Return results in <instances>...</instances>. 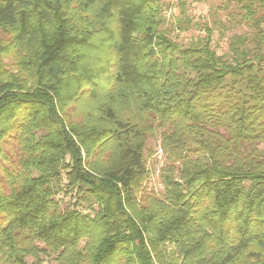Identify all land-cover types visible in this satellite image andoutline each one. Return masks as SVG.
<instances>
[{
    "label": "trees",
    "instance_id": "1",
    "mask_svg": "<svg viewBox=\"0 0 264 264\" xmlns=\"http://www.w3.org/2000/svg\"><path fill=\"white\" fill-rule=\"evenodd\" d=\"M238 1L220 54L206 23L162 31L161 0H0V264H264V0Z\"/></svg>",
    "mask_w": 264,
    "mask_h": 264
},
{
    "label": "rangeland",
    "instance_id": "2",
    "mask_svg": "<svg viewBox=\"0 0 264 264\" xmlns=\"http://www.w3.org/2000/svg\"><path fill=\"white\" fill-rule=\"evenodd\" d=\"M79 0H74V7H78ZM162 11L161 15L165 18V23L162 26L164 31L170 38L175 39L177 42L183 45L189 44L193 39L197 37H204L205 31L200 27L189 26L186 30H180L178 24L183 27H187L186 20H191L192 23H198L199 25H208L212 30V45L217 49V52L222 54L226 53L227 42L229 37L233 33H244L249 30L248 25L242 22V14L244 9L241 7V3L238 0H161ZM80 10V9H79ZM81 12V11H80ZM80 12L73 8L70 15H73L70 22L73 23H87V27L93 34L94 43L97 40H101L107 34L104 33L98 27V21H94L92 16L93 9L90 10L89 20H81ZM84 15L83 13H81ZM86 17V16H85ZM84 17V18H85ZM83 24V25H84ZM3 44L10 42V34H1ZM93 39H90L93 42ZM4 68L7 71L19 72L16 65L15 56L13 51H7V53H1ZM98 51H93L91 54L92 65L99 64L100 58L96 59ZM92 101L80 99L79 102L70 105L67 109H72L75 112V119L82 117L90 108ZM93 112V111H91ZM14 145V144H13ZM12 145V146H13ZM82 156L85 157V153L82 151ZM145 166L148 170V177L143 182L142 189L153 191L154 193L162 196L163 186L161 183L160 175L161 169L166 163L165 155L160 145L159 134H153L147 138L146 148L144 150ZM62 196V195H61ZM60 196V197H61ZM64 201L68 199V196H63ZM65 202L62 206L64 207Z\"/></svg>",
    "mask_w": 264,
    "mask_h": 264
}]
</instances>
